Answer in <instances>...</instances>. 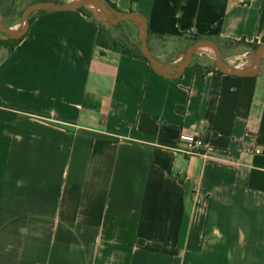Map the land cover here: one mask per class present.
<instances>
[{
    "label": "crops",
    "instance_id": "1",
    "mask_svg": "<svg viewBox=\"0 0 264 264\" xmlns=\"http://www.w3.org/2000/svg\"><path fill=\"white\" fill-rule=\"evenodd\" d=\"M108 1L166 67L195 37L264 42V0ZM85 10L38 13L0 58V264H264L263 57L227 75L204 48V74L159 72L101 54L107 18ZM180 132L209 148L186 154Z\"/></svg>",
    "mask_w": 264,
    "mask_h": 264
},
{
    "label": "water",
    "instance_id": "2",
    "mask_svg": "<svg viewBox=\"0 0 264 264\" xmlns=\"http://www.w3.org/2000/svg\"><path fill=\"white\" fill-rule=\"evenodd\" d=\"M90 4L97 5L100 11L107 17L110 23H117L122 20H130L139 25V40L141 45V52L148 64L155 70L159 72H181L188 67L191 62L194 53L203 46L207 45L213 51L214 65L218 71L227 75H238L246 76L258 72L259 66L264 54V42L260 43L255 50V56L250 65L241 69H230L226 67L225 61L222 57L219 46L212 40L208 39H197L195 40L186 50L184 54L183 61L173 67L164 66L149 50L147 44L148 35V24L144 18L138 16L132 12H121L114 10L106 6L104 0H79L77 2H54V1H37L27 5L22 11V27L13 28L4 26L0 21V31L10 37H21L25 35L30 27L29 15L37 9H47V10H76L83 6Z\"/></svg>",
    "mask_w": 264,
    "mask_h": 264
},
{
    "label": "trees",
    "instance_id": "3",
    "mask_svg": "<svg viewBox=\"0 0 264 264\" xmlns=\"http://www.w3.org/2000/svg\"><path fill=\"white\" fill-rule=\"evenodd\" d=\"M37 1H54L59 3L66 2V0H0V16L4 22H6V18L10 15L13 17L12 20H16L17 18L22 20L23 9L27 5ZM137 1L138 0H131L132 3ZM104 2L109 8L118 10L116 6L108 0H104ZM78 10L82 11L85 16L89 17V14L85 10V6L79 8ZM44 11H47V9L34 10L29 15L30 24L38 13ZM4 36L5 38H0V49H5V54H8L25 35L21 37H9L4 34ZM197 39L199 38L195 37V40ZM95 44L100 49L101 54L111 51L131 58L140 59L148 63L141 52L138 24L133 21L122 20L117 23H98ZM258 45L259 44H249V46L254 50L258 47ZM188 67L192 68L194 72L198 74H204L208 71V67L202 66L197 60V56L189 63ZM213 68H215L214 65ZM216 71L218 70L216 69ZM218 72L221 73L220 71Z\"/></svg>",
    "mask_w": 264,
    "mask_h": 264
},
{
    "label": "rangeland",
    "instance_id": "4",
    "mask_svg": "<svg viewBox=\"0 0 264 264\" xmlns=\"http://www.w3.org/2000/svg\"><path fill=\"white\" fill-rule=\"evenodd\" d=\"M66 2H68L66 0ZM97 6V5H96ZM103 14V13H102ZM104 15V14H103ZM12 15L8 16L6 18V22H4L0 16V21L2 22V24L4 26H8V27H13V28H21L23 23H22V20L17 18L16 20H12ZM103 18H107L105 15L103 16ZM103 23L104 24H108L110 23L108 19L106 20H103ZM8 36V35H7ZM10 37V36H9ZM0 38H5L4 36V33L0 31ZM242 46H245L242 45ZM234 46V50H228L227 48H224L222 46V49H224V52L222 53V57L225 61V64H226V67L228 68H245L247 67L248 65L251 64V62L253 61L254 59V56H255V50L251 47L250 48V51L249 53L246 52V49L244 47H241V46ZM246 47V46H245ZM202 48V47H201ZM207 48V52H210L212 55H213V51L210 47H205ZM199 50H206V49H198V53H195L197 55H202V56H205V53L203 52H200ZM200 52V53H199ZM6 53V50L5 49H0V58ZM263 59H264V56H263ZM215 67V65H214ZM216 68V67H215Z\"/></svg>",
    "mask_w": 264,
    "mask_h": 264
},
{
    "label": "built area",
    "instance_id": "5",
    "mask_svg": "<svg viewBox=\"0 0 264 264\" xmlns=\"http://www.w3.org/2000/svg\"><path fill=\"white\" fill-rule=\"evenodd\" d=\"M178 140L183 145L181 150L186 154H198L209 148L205 137L199 133L180 132ZM244 151L250 155L260 154L263 152L262 148L257 145V139L255 136L248 137L244 145Z\"/></svg>",
    "mask_w": 264,
    "mask_h": 264
},
{
    "label": "bare ground",
    "instance_id": "6",
    "mask_svg": "<svg viewBox=\"0 0 264 264\" xmlns=\"http://www.w3.org/2000/svg\"><path fill=\"white\" fill-rule=\"evenodd\" d=\"M204 47H202V48H205V47H207V45H203Z\"/></svg>",
    "mask_w": 264,
    "mask_h": 264
}]
</instances>
